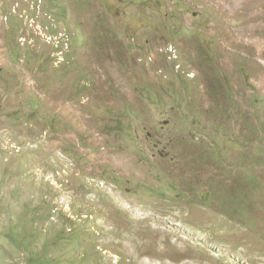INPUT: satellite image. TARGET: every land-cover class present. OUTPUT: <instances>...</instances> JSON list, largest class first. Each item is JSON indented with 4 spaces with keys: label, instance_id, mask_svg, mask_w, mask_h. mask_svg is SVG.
Here are the masks:
<instances>
[{
    "label": "rangeland",
    "instance_id": "1",
    "mask_svg": "<svg viewBox=\"0 0 264 264\" xmlns=\"http://www.w3.org/2000/svg\"><path fill=\"white\" fill-rule=\"evenodd\" d=\"M0 264H264V0H0Z\"/></svg>",
    "mask_w": 264,
    "mask_h": 264
}]
</instances>
